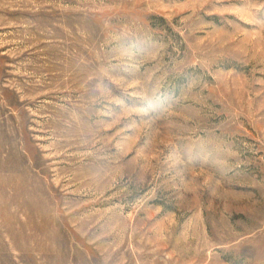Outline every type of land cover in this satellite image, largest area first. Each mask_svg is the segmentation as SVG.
Wrapping results in <instances>:
<instances>
[{
    "label": "rangeland",
    "instance_id": "1",
    "mask_svg": "<svg viewBox=\"0 0 264 264\" xmlns=\"http://www.w3.org/2000/svg\"><path fill=\"white\" fill-rule=\"evenodd\" d=\"M0 264H264V0H0Z\"/></svg>",
    "mask_w": 264,
    "mask_h": 264
}]
</instances>
